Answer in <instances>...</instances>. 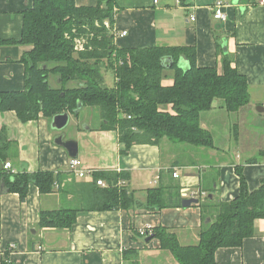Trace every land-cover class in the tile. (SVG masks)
I'll use <instances>...</instances> for the list:
<instances>
[{"label":"crops","instance_id":"crops-1","mask_svg":"<svg viewBox=\"0 0 264 264\" xmlns=\"http://www.w3.org/2000/svg\"><path fill=\"white\" fill-rule=\"evenodd\" d=\"M77 5H96L98 0H75ZM215 0H116L114 22L119 47L192 46L198 66L221 69L219 44L235 57L236 68L249 83L250 103L238 112V131L224 132L216 141L207 115L224 112L216 108L205 112L203 125L213 134L215 147L173 144H134L127 153L115 131L95 130L90 126L69 137L79 145L78 158L85 169L122 171L126 182L145 202L147 188L181 185L182 197L201 192L204 179L215 180L214 198L233 201L240 193L237 167L245 176L250 191L264 185V5L257 0H230L223 12L225 21L211 12ZM33 0H0V93L24 90L26 66L22 57L31 45L7 40L19 39L24 24L23 12ZM193 17L195 19H193ZM126 33V35H123ZM225 53V54H226ZM181 64L186 66V61ZM172 83V79H166ZM207 117V118H206ZM206 118V119H205ZM211 121V120H210ZM211 126V127H210ZM6 127L16 155L11 161L16 173L52 170L67 175L62 186L79 178L69 172L67 151L54 143L57 135L49 121L40 117L22 122L14 111L0 113V129ZM217 137V138H218ZM235 143H233V140ZM218 142V144H216ZM231 142V143H229ZM220 143V144H219ZM178 171L179 176L173 174ZM25 200L19 193L0 186V264H178L173 255L161 249L157 239L146 242L139 230L165 226L178 234L183 245L198 244L203 215L197 204L163 208L160 211L136 206L125 210L80 211L77 222L68 229L40 226V213L68 206L73 197L54 191L41 194L33 184ZM255 234L242 246L221 247L215 253L217 264H264V218L255 221ZM14 243L16 248L9 245Z\"/></svg>","mask_w":264,"mask_h":264},{"label":"trees","instance_id":"trees-1","mask_svg":"<svg viewBox=\"0 0 264 264\" xmlns=\"http://www.w3.org/2000/svg\"><path fill=\"white\" fill-rule=\"evenodd\" d=\"M115 1L98 0L94 6H79L75 0H33V6L23 12L21 37L6 41L32 46L21 59L26 66L25 87L1 91L0 113L14 111L24 123L42 114L51 123L61 112L79 117L83 109L92 107L101 117L100 125L92 129L118 132L120 143L125 145L122 153L134 144L160 146L165 139L173 144L214 148L213 134L203 125L205 112L219 106L229 114L237 113L251 101L248 79L236 68L235 57L223 53L219 44V69L198 66L192 46L119 47L116 32L106 26V22H114ZM78 41L84 44L83 49H78ZM103 69L115 73L114 87L106 85ZM52 76L57 77L58 87L52 84ZM168 78L172 83H166ZM79 102L82 108L74 113ZM234 129L236 133V124ZM13 143L6 127H2L3 190L19 193L25 200L29 187L35 184L41 194L62 191L73 197L68 206L41 211V227L71 228L80 211L129 210L136 206L160 211L182 206L181 185L147 188L146 201L142 202L126 184L129 175L122 171L96 170L89 180H74L65 186L61 184L67 175L52 170L13 173L4 167L16 155ZM236 169L241 188L233 201L208 197L215 192V180L201 183L200 191L208 194L197 204L203 215L198 244L183 245L175 230L153 228L150 235L154 234L153 239L178 264H217L218 249L242 246L255 234V221L264 218V185L250 191L245 176ZM99 180L106 185H99ZM121 180L125 184L118 186Z\"/></svg>","mask_w":264,"mask_h":264},{"label":"rangeland","instance_id":"rangeland-1","mask_svg":"<svg viewBox=\"0 0 264 264\" xmlns=\"http://www.w3.org/2000/svg\"><path fill=\"white\" fill-rule=\"evenodd\" d=\"M104 72V77H105V82L106 85L108 87H114L115 84V73L112 70H105L103 69ZM57 77L56 76H52L51 77V82L54 86L58 87L57 84ZM73 83H70L69 86H73ZM262 106V105H260ZM259 106V107H260ZM258 107V108H259ZM257 108V111H258ZM260 112V111H259ZM71 120L69 121L68 125L63 128L62 130H60V132H63L66 134V137H72L75 135L76 131L78 130H83L84 128L90 126L91 128H95L98 125H100L101 123V117L99 115L98 109L96 108H92V107H88L82 110V112L80 113L79 117L73 116L71 115ZM237 113H227V112H220V114H218L217 116L215 115H207V119L206 121L211 122V126L213 127V134L216 135V141H218L220 139V137L218 136H222L224 135V132H227L228 134L232 135V133H235V129H234V122L237 120ZM43 117L42 114L39 115V118ZM38 118V119H39ZM46 118L49 123L50 120L47 117ZM210 126V127H211ZM58 133V132H57ZM218 137V138H217ZM233 143H235L234 139L232 140ZM231 143V142H229ZM216 144H218V142H216ZM220 144V143H219ZM209 148L205 149L208 150Z\"/></svg>","mask_w":264,"mask_h":264},{"label":"built area","instance_id":"built-area-1","mask_svg":"<svg viewBox=\"0 0 264 264\" xmlns=\"http://www.w3.org/2000/svg\"><path fill=\"white\" fill-rule=\"evenodd\" d=\"M155 4H157L159 2V0H154ZM230 0H215L214 4L211 6V12H213L215 14L216 17L220 18L221 20L225 21L227 19V14L225 12H223V8L227 7L229 4ZM257 2L259 4L264 5V0H257ZM193 19H195L193 17ZM106 26H109L108 22H106ZM123 35H126V33H124ZM78 44V49H83L84 44H82L80 41L77 42ZM4 167L8 170H11V172L16 173L14 168H13V164L11 161H6L4 164ZM96 169L94 168H89V169H85L82 165V160L79 159L78 157L75 158H70L69 161V172H72L74 174H76L79 178L85 179V178H90L93 175V172H95ZM173 176L176 178L179 176V172L176 171ZM98 184L101 186L106 185L105 182L99 180ZM121 184H125V181H119L118 186ZM199 192H192L191 193V197H197L199 199ZM206 194H202L200 195L202 198L205 197ZM189 197V198H191ZM186 198V197H184ZM153 228L148 225L147 227L141 228L139 230V234L142 237H148L150 235V233H152ZM9 247L11 249H15L16 246L14 243H11L9 245Z\"/></svg>","mask_w":264,"mask_h":264},{"label":"water","instance_id":"water-1","mask_svg":"<svg viewBox=\"0 0 264 264\" xmlns=\"http://www.w3.org/2000/svg\"><path fill=\"white\" fill-rule=\"evenodd\" d=\"M226 52L227 50L225 49V53ZM81 108L82 103L79 102L78 107L74 111V113H78ZM258 111H264V106H260L258 108ZM71 117L72 116L69 112H61L57 115H54L51 120L50 127L53 131L58 132L54 139V143L58 146L64 147L70 158H75L78 156L79 153L78 141L76 139L67 138L65 133L60 132V130H62L68 125L69 121L71 120ZM208 197L214 199V194L209 193ZM199 202L200 199H198L197 197L183 198L182 206L190 207L192 204H197ZM153 237L154 234L149 235V237L146 238V242H149L151 239H153Z\"/></svg>","mask_w":264,"mask_h":264}]
</instances>
